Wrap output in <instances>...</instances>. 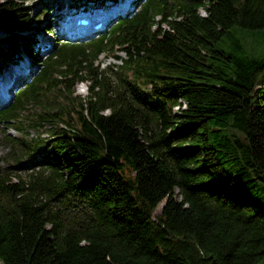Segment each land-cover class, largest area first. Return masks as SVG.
<instances>
[{
    "label": "trees",
    "instance_id": "1",
    "mask_svg": "<svg viewBox=\"0 0 264 264\" xmlns=\"http://www.w3.org/2000/svg\"><path fill=\"white\" fill-rule=\"evenodd\" d=\"M25 1L0 0V71L22 45L40 66L0 108V264H258L264 0H135L46 56Z\"/></svg>",
    "mask_w": 264,
    "mask_h": 264
},
{
    "label": "rangeland",
    "instance_id": "2",
    "mask_svg": "<svg viewBox=\"0 0 264 264\" xmlns=\"http://www.w3.org/2000/svg\"><path fill=\"white\" fill-rule=\"evenodd\" d=\"M118 1L120 3L118 2L116 5L111 4L110 1L107 2V5L104 3L107 6L106 9L104 11H102L101 9H98V10L95 11V14L98 15L100 18L104 19V17L107 14H109L110 11H112L115 6H116L115 8H118V9L122 10L123 9V5L121 4V2H123V1L122 0H118ZM126 1L127 0H124V2H126ZM70 4H71L70 0H26L25 1V6H29L30 7V10L35 13L34 14L35 20L38 21L37 24L35 25V27L32 30H30L31 32L28 33L29 37H32V35L34 34V31L36 30V28H40L41 31H42V30H45L44 27L50 26L51 29L54 30V34L43 35V33L41 31H39L37 33V36L39 37V42L43 41V42L50 43L49 48L51 49V52L54 51L56 49V47L59 46V44L62 42V39L56 37V34L59 35L60 30L62 31L64 29V27L62 26V23H64L65 21L68 20L67 16L69 15V13H74L75 12L74 9H70L69 8ZM81 10H83V9H81ZM81 10H78L76 12H80ZM102 14L104 16H101ZM200 14L203 15L204 11L200 10ZM112 25L113 24H111L110 26H112ZM110 26H109V28H110ZM6 35H7V33L5 31H3V30L0 31V45L2 44L3 37H5ZM99 35L100 34L95 35L94 37H97ZM241 39L242 38H241L240 33L236 32L234 34L233 40L236 41V42L239 41V43H242ZM260 39H262V37H260ZM88 40L89 39H83V41L81 40V41H74V42L75 43H77V42H86ZM225 40L224 39L222 40V42H221L222 46L224 48L228 49V50H232L233 49V46L231 45L232 42H230V41L228 42V41H225ZM227 40H229V39H227ZM258 42H260V44L258 43L259 45L262 44V47H263V50H264V41L262 42V40H260ZM26 52H29V50L28 49H23L21 53L26 54ZM116 52L122 59H126L127 58V55H126V53L123 50L117 49ZM24 54L19 58V60H18L19 64L13 66L16 72H17L18 67L20 66V64L25 65V63L27 61L25 59V57H24ZM47 54H43V55L46 56ZM97 63L100 64L101 68H106L107 69L109 66L120 65L122 63V61L120 59L117 60V59L113 58L111 55L108 54V52H103V53H101L99 55ZM39 67L40 66L38 64L36 66L34 65V68H33L34 71L32 70L33 74L29 75L30 76L29 78H27L28 76H24L23 80L26 79V78L28 80L31 79L33 77L34 73L37 70H39ZM27 68L30 69V67H27ZM5 76H6V71H4V70L0 71V81H2V80L5 81ZM110 77H111L112 81H117L116 77L113 74H111ZM21 79L22 78H19V79L17 78V81H18L17 84L19 82H21L20 81ZM23 85H24V81L20 85L14 87L13 92H15L16 89L17 90L21 89L23 87ZM87 85H88L87 82H79L76 85V93L80 94L82 96H85L88 93ZM183 107H184V105H183ZM174 110H175L176 113L179 112V109H178L177 106L174 107ZM5 127H6L5 123L0 122V156L5 155L8 152V147L6 145L7 143L3 139V130L5 129ZM29 132H30V138L31 137H36L38 134H40L41 137H43V138L47 137V133L45 131H42V130L37 132L36 130L30 129ZM8 134L13 136V137H19V134L13 128L8 130ZM27 172H28V170H26V171L23 170L22 174H23L24 177L27 175ZM166 201H167V198L164 199L163 201H161L158 204V206L156 207V209L153 212V217H156V216L161 214L162 209H163ZM258 264H264V258Z\"/></svg>",
    "mask_w": 264,
    "mask_h": 264
},
{
    "label": "bare ground",
    "instance_id": "3",
    "mask_svg": "<svg viewBox=\"0 0 264 264\" xmlns=\"http://www.w3.org/2000/svg\"><path fill=\"white\" fill-rule=\"evenodd\" d=\"M19 59V58H18ZM19 64V63H18ZM20 78V77H19ZM18 78V79H19ZM23 80V78L20 80V81H22ZM11 81H12V83L14 84V85H17V78L13 75L12 77H11Z\"/></svg>",
    "mask_w": 264,
    "mask_h": 264
}]
</instances>
